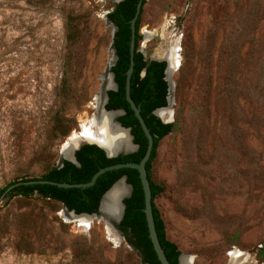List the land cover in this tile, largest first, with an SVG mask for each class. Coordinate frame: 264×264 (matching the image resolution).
<instances>
[{
  "label": "rangeland",
  "instance_id": "1",
  "mask_svg": "<svg viewBox=\"0 0 264 264\" xmlns=\"http://www.w3.org/2000/svg\"><path fill=\"white\" fill-rule=\"evenodd\" d=\"M120 1L0 0V189L58 165L105 108ZM139 33L146 59L173 49L177 64L152 163L167 238L186 264H264V0H146ZM110 229L36 195L0 199V264H143Z\"/></svg>",
  "mask_w": 264,
  "mask_h": 264
},
{
  "label": "trees",
  "instance_id": "2",
  "mask_svg": "<svg viewBox=\"0 0 264 264\" xmlns=\"http://www.w3.org/2000/svg\"><path fill=\"white\" fill-rule=\"evenodd\" d=\"M139 0H123L116 4L108 14V20L117 28L113 38V48L117 55L116 64L111 68L117 84L116 90H109L106 110H123L124 114L118 121L125 128H129L133 141L138 145L137 151L108 158L105 152L96 145L85 144L76 152L79 165L68 160H62L51 167L39 178L12 182L0 189V199L4 198H33L35 195L42 200H52L60 203L69 211L76 214H96L102 196L122 177L132 186V194L124 200L125 213L117 228L126 242L137 252L143 264H161L150 239L146 214L145 194L139 171L133 168H120L107 171L100 175L95 184L89 187H60L58 184H85L102 169L109 166L135 163L139 164L144 158L147 148V136L127 100V73L131 60V21L136 13ZM146 0H143L141 14L136 23V45L134 68L130 78V96L154 138V146L150 159L146 163V170L150 182L153 205V218L157 236L161 247L170 264H179L180 251L175 243L166 236L165 224L155 204L158 195L164 192V185L156 183L152 178V163L156 159L160 141L170 134L174 128L172 123H163L153 114L157 109L167 106L168 82L165 80V61L146 59L139 51L140 23ZM76 18L69 17L66 22L67 43L72 44L77 37ZM63 84L66 86V79ZM71 128L63 131L68 136ZM45 181L48 183L27 184V182ZM24 183V184H18ZM15 184H18L14 186Z\"/></svg>",
  "mask_w": 264,
  "mask_h": 264
},
{
  "label": "water",
  "instance_id": "3",
  "mask_svg": "<svg viewBox=\"0 0 264 264\" xmlns=\"http://www.w3.org/2000/svg\"><path fill=\"white\" fill-rule=\"evenodd\" d=\"M123 1V0H121ZM120 1V2H121ZM142 4H143V0H139L138 4H137V8H136V13L135 16L133 17L132 21H131V47H130V52H131V60H130V68L129 71L127 73V83H126V94H127V100L131 105V108L133 109L136 117L138 118L146 136L148 139V148L146 151V154L144 156V158L142 159V161L139 164H135V163H123V164H118V165H113V166H109L107 168H104L102 170H100L89 183H85V184H77V185H70V184H58V186L60 187H89L92 186L93 184H95L97 178L102 175L103 173L110 171V170H114V169H120V168H133V169H137L139 171V175H140V179H141V183L144 189V194H145V214H146V219H147V224H148V229H149V234H150V239L152 241L154 250L158 256L159 261L161 262V264H170L166 258V255L161 247V244L159 242L158 236H157V232H156V228H155V223H154V218H153V205H152V193H151V188H150V182L148 179V175H147V170H146V163L148 162V160L151 157L152 151H153V146H154V138L153 135L150 133L149 129L147 128L141 114H140V109L136 106V104L134 103V101L131 99L130 96V78H131V74L133 72V68H134V55H135V45H136V23L137 20L141 14V10H142ZM115 29L117 30V28L115 27ZM115 52V50H114ZM115 59L113 62V66L116 64L117 61V55H114ZM151 60H156V61H163V60H159V59H151ZM166 70H165V80L167 81V71L169 68V64L168 61H166ZM112 66V67H113ZM112 78L114 80V88L112 90H116L117 89V84L115 82L114 79V74L112 73ZM168 82V81H167ZM168 91L170 90V85L168 83ZM106 96V102L105 105L107 104L108 101V94L105 95ZM167 100L169 101V95ZM103 106V105H102ZM167 107V106H166ZM164 107V108H166ZM164 108H160L157 109L153 112V114L155 116H157L159 119H161L160 116H158V111L162 110ZM103 111L105 113H116V118L115 121L113 123L114 126H116L118 129L126 131L128 133V135L130 136V145L131 147L128 150H123L122 148L119 147V145L116 144V142H114V140L108 136V134H102V138H94L92 140H88L84 137H82V133L80 132L79 135L77 136L78 138L81 137L83 140H81L80 142H77L75 140V137L72 138V141L75 140V142H67L66 143V147L63 148V150L61 151V155L63 157L64 160H68L76 165H79L78 161H77V157H76V152L79 150V148L85 144H89V145H96L97 147H99L100 149H102L106 156L108 158H115L119 155H127L130 153H133L135 151H137L138 149V145H136L133 141V136L131 135V131L129 128H125L121 125V123L118 121V118L124 114L123 110H106V108H103ZM98 113V112H97ZM99 116L101 115V113H103L102 111H99ZM99 116H97V118H95L94 120V124L99 121ZM161 121L163 123H171V122H165L161 119ZM96 123V124H97ZM82 130V129H81ZM72 143L75 145L74 149L72 148ZM73 145V146H74ZM112 150V151H109ZM120 182H123L125 185L129 186V194L123 198V203H122V208H121V213L120 216L117 217L116 219H111L108 218L107 216H103L102 213V206L104 201L107 199L108 195L110 194V192L113 190V188ZM36 183H48L45 181H36V180H32L27 182V184H36ZM18 184H24V183H18ZM15 184L14 186L18 185ZM132 186L129 185L126 181V177H122L121 179H119L117 182H115L113 184V186L102 196L101 200H100V204H99V208H98V213L96 214H76L74 211H69L67 208H65V212L72 214L74 216L77 217H98V216H103L104 220L112 227V229L118 234V236L122 237L121 232L119 231L118 228H116L115 224L117 225L122 221L123 217H124V213H125V203L124 200L128 197L131 196L132 194ZM181 258H182V254H180L179 256V264H181Z\"/></svg>",
  "mask_w": 264,
  "mask_h": 264
},
{
  "label": "bare ground",
  "instance_id": "4",
  "mask_svg": "<svg viewBox=\"0 0 264 264\" xmlns=\"http://www.w3.org/2000/svg\"><path fill=\"white\" fill-rule=\"evenodd\" d=\"M167 61L169 64V68L167 72H170L173 70L172 67H176V58L174 51L172 49L171 52H167ZM170 69V71H169ZM102 106V105H101ZM99 111H102L101 115L99 116ZM97 115L92 117V119L86 124L83 128V134L82 137L92 140L94 138H102V134H108L114 142H116L117 145H119L120 148L123 150H128L131 145H130V136L126 131L118 129L116 126L113 125L115 118H116V113H105L103 111V108L99 107L97 108ZM158 116L161 117V119L165 122L170 121V115L165 113V110H159L158 111ZM99 116V121L98 123L94 124L95 118ZM82 139V138H81ZM75 142L76 141H72ZM78 142V141H77ZM71 143V141H70ZM72 143V148L74 149L75 145ZM66 147V146H65ZM109 151H112L109 149ZM129 194V186L125 185L123 182L118 183L113 190L110 192L108 195L107 199L104 201L103 206H102V213L103 216H107L108 218L111 219H116L117 217L120 216L121 213V208L122 203H123V198L126 197ZM103 216H98L101 220L105 222L107 226H109L111 231L113 230L112 227L103 219ZM84 217V216H83ZM83 217H77V219H81ZM113 232H115L113 230ZM116 233V232H115ZM181 264H186V259L182 256L181 258Z\"/></svg>",
  "mask_w": 264,
  "mask_h": 264
},
{
  "label": "flooded vegetation",
  "instance_id": "5",
  "mask_svg": "<svg viewBox=\"0 0 264 264\" xmlns=\"http://www.w3.org/2000/svg\"><path fill=\"white\" fill-rule=\"evenodd\" d=\"M168 101V100H167ZM108 102V101H107ZM168 105V104H167Z\"/></svg>",
  "mask_w": 264,
  "mask_h": 264
}]
</instances>
